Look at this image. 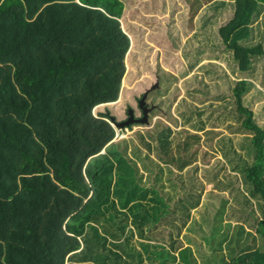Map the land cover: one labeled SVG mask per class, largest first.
Wrapping results in <instances>:
<instances>
[{
    "label": "trees",
    "instance_id": "1",
    "mask_svg": "<svg viewBox=\"0 0 264 264\" xmlns=\"http://www.w3.org/2000/svg\"><path fill=\"white\" fill-rule=\"evenodd\" d=\"M148 1L143 11L154 24L148 35L131 25L133 43L118 28L128 8L122 0H25L27 8L23 0H8L2 7L12 13V24L0 27V41L8 37L0 42V57L19 63L36 55L49 66L37 64L28 78L41 82L49 122L55 115L92 117L96 106L114 99L109 92L122 85L127 52L130 75L121 101H127L126 91L141 95L128 101L127 118L131 102L139 105L145 93L138 95L139 84H154L130 78L134 65L146 62L159 82L146 99L148 107L154 106L149 123L161 114L182 128L155 124L154 132H136L137 141L114 142L117 132H109L89 155L86 144L84 173L75 163L79 153L69 167L65 161L61 172L66 188L85 199L83 204L77 210L56 204L45 213L37 208L28 230L34 245L24 233L1 240L9 264H65L68 254V264H264V130L243 99L253 83L264 91V0ZM159 10L168 12L160 22ZM105 107L108 111L98 118L116 121L117 111ZM204 134L216 140L210 147L218 144L224 156L218 172L205 181L219 180L218 192L229 190L242 205L208 203L199 219L194 214L202 206L205 183L196 179L200 170L190 173L197 156L188 153ZM25 139L27 148L39 147L32 136ZM26 157L34 170H41L35 158ZM228 169L239 175L241 186L236 178L220 177ZM52 197L54 205L58 196ZM227 205L232 213H225ZM235 211L242 224L228 239L232 224L225 221L234 219ZM250 230L261 236L260 245Z\"/></svg>",
    "mask_w": 264,
    "mask_h": 264
},
{
    "label": "rangeland",
    "instance_id": "2",
    "mask_svg": "<svg viewBox=\"0 0 264 264\" xmlns=\"http://www.w3.org/2000/svg\"><path fill=\"white\" fill-rule=\"evenodd\" d=\"M122 1L126 4V6H128V8L124 12L123 17L118 20V28H120L123 34L128 35L133 43V38L128 34V28H130L131 25L139 27L138 30H145L147 35L150 32L149 25L153 22L148 19L151 15L144 12L143 8H145L147 4L150 5L149 2L151 1ZM7 2L8 0H0L1 28H6L12 24L11 19L8 21V18L12 16V13H9L4 9L2 10V7H4ZM23 6L27 8L25 0H23ZM40 13L41 11L34 18L37 19ZM167 13L168 12H165L164 14L163 12L160 14L159 10V12L155 14V16L159 19L158 22L164 19L166 15L168 16ZM5 39H8V37L2 38L0 42ZM148 40L150 41L151 39L149 38ZM2 49L3 48L0 46V50ZM24 49L26 50V48ZM128 55L129 53L127 52L123 54V59L126 64V72L124 73L125 76L129 72ZM155 55L156 53H154V56ZM4 59V56L0 57V240H15L17 235L19 236L21 233H24L28 237V243L30 245H34L32 239L29 238L28 230L31 228L30 224H32L36 214L39 213H36L37 208L40 209V212L42 211V213H45L54 209L56 204H58L57 206L61 208L64 207V209H69L73 206L75 210L83 204V200L85 199L73 195L72 191L66 188L61 172L65 161L68 160L69 167L70 162L73 163L72 156L74 157V154L76 155L79 153L80 155L77 156L79 160L76 159L75 163L82 164L81 170L84 173L85 163L83 165V161L86 157L83 161H81L83 157L81 153L85 150L86 144L88 145L86 151L88 154L90 150H93L92 147L102 136L103 138L104 136H109V132L112 133V135L110 134L111 136L117 132L113 141L118 142L129 139L137 141L135 136L136 132H143L144 134L149 131L154 132L156 130V128L153 129L155 124L163 123L165 126L168 125L175 131L182 129L175 127L170 121H168L169 119L167 117L159 114L153 118L151 124H134L119 130L116 129L114 125H108L112 124L111 120H102L101 118H98L100 113H106L108 111L104 105L98 106L99 108L96 106L94 110H92L93 118L76 115L65 120V116L55 115V121L49 122V115L48 118H46L44 112V105L46 101L41 93V82H30L28 79L35 75L36 72L34 70L37 64L42 65L43 67L48 66L44 63L43 57L33 55L30 60H23L19 63L7 62ZM33 60L36 61L31 62ZM162 61V57H160L159 63H162ZM140 70L143 71L141 75L139 74L141 72ZM105 72H107V70H105ZM124 75L122 76V82H125ZM129 75L130 74L127 76ZM156 75V70L151 69V67L144 62V64L136 63L134 65V72L131 74L130 78H132V80L135 78L134 83L143 82L142 80H148L150 84H155ZM117 76L118 75L116 74L114 75L113 81H116ZM98 79L100 81H104L101 76H98ZM139 87L141 88L138 91V95L149 89L145 86V84H139ZM126 93L125 98H127V101L122 100L119 102L117 109L115 108V104L108 105L113 112L115 110L117 111V122L127 119L126 109L128 101H132L135 98L137 100V98L141 96L137 95L138 97H135V95H132L131 92L128 93L126 91ZM243 99L244 105L252 110L255 121L264 130V91H262L260 85L253 83V85L249 88L247 95H245ZM131 106L133 107V110L137 111L135 117L139 118L141 116V112L138 105L131 102ZM172 112H174V107ZM51 126H57V131ZM93 127L99 131V136H96V132ZM158 130H160V128ZM30 135L32 138H35L39 147L34 145H31L30 148L26 147L27 141L25 137L31 138ZM234 138L236 142L239 141L236 139L237 136H234ZM76 142L82 146L77 147ZM213 142H216V140ZM213 142L208 140L207 136L204 134L201 142L191 148L188 153L189 155L196 153L197 156V159H194L192 164L194 167L190 169L192 170L190 173L193 172L194 168H197L200 172L198 173L196 179L205 183H203L204 186L201 187L203 190L202 206L199 207L194 214V216L199 219L201 214L199 212L204 213L206 210L204 209V205L208 203H214L215 206L219 207L221 200H228L227 202H229V205L231 204L232 207L234 205L237 209H239L242 205L241 202L235 201L231 198L229 190L223 194L219 193L220 191L216 189V186H214L219 184V180H215L210 183L205 181V177L211 181L213 175L219 170L218 164H222L224 161V156L219 151L221 147L218 144L214 145V149L210 147ZM26 156L35 158L41 167V170H34ZM249 164H252V160ZM6 168H13V170L9 172ZM8 174L10 177L7 176ZM220 177L228 180V182L233 181L236 178L237 185L241 186L239 175L233 173L230 169H228L225 173L223 172V176L221 175ZM33 191H35V194H32ZM210 194L213 195L211 196ZM52 195L58 196L54 205H52ZM229 205L226 206V214H228V212L232 213V210H234L231 209ZM209 210L213 211V208L210 207ZM47 215H49V213ZM239 216L240 213H236L234 219L225 221L232 224L229 229L228 239L231 234L238 231L239 227L237 226L242 224L236 222ZM22 218L24 219V223H22ZM18 225L22 228L17 227ZM224 226L227 227V225ZM250 231L254 234L255 245H260L262 242L261 236L256 234L255 230ZM160 232H162V229H160ZM224 251L226 256H229L227 251ZM196 256L197 263L201 262L200 257L198 255ZM4 261L5 260L2 259V256L0 255V264ZM185 264H188V260L185 261ZM192 264H194V262Z\"/></svg>",
    "mask_w": 264,
    "mask_h": 264
},
{
    "label": "water",
    "instance_id": "3",
    "mask_svg": "<svg viewBox=\"0 0 264 264\" xmlns=\"http://www.w3.org/2000/svg\"><path fill=\"white\" fill-rule=\"evenodd\" d=\"M158 87H159V82L157 80L154 85H152L148 90H146V92L144 93V95L140 99L138 108L142 112L141 117L136 118L133 109H129L128 118L126 120H124V121L116 122L114 120V118L112 117L111 121H112L113 125L115 126V128L121 130V129L129 127L130 125H134V124H137V125L138 124H140V125H148L149 124V114L154 109V106L148 107L146 105V99L148 97V94L151 91L157 89Z\"/></svg>",
    "mask_w": 264,
    "mask_h": 264
},
{
    "label": "crops",
    "instance_id": "4",
    "mask_svg": "<svg viewBox=\"0 0 264 264\" xmlns=\"http://www.w3.org/2000/svg\"><path fill=\"white\" fill-rule=\"evenodd\" d=\"M129 37V36H128ZM130 38V37H129ZM130 41H131V39H130ZM129 52V51H128ZM125 76V75H124ZM124 80V79H123ZM250 82H252V81H250ZM124 87H125V82H122V85H121V87H120V89L118 88V89H116L115 90V93L113 94L112 93V89L110 90V98H114V99H112V100H108V101H105L104 103H102L100 106H102V105H104V106H107V105H111V104H116V103H118V102H120L121 101V99H122V96H123V89H124ZM113 94V95H112ZM104 150V149H103ZM105 151H103V153H104ZM86 164V163H85ZM85 167V166H84ZM65 225V224H64ZM0 242H1V240H0ZM5 251V249H0V254H1V256H2V259H4L5 261L4 262H2V264H9V262L7 261V254H6V252H4ZM4 252V253H3ZM68 257H69V254L66 256V259H65V264H68V262H67V259H68Z\"/></svg>",
    "mask_w": 264,
    "mask_h": 264
},
{
    "label": "clouds",
    "instance_id": "5",
    "mask_svg": "<svg viewBox=\"0 0 264 264\" xmlns=\"http://www.w3.org/2000/svg\"><path fill=\"white\" fill-rule=\"evenodd\" d=\"M112 123V122H111ZM113 124V123H112Z\"/></svg>",
    "mask_w": 264,
    "mask_h": 264
},
{
    "label": "flooded vegetation",
    "instance_id": "6",
    "mask_svg": "<svg viewBox=\"0 0 264 264\" xmlns=\"http://www.w3.org/2000/svg\"><path fill=\"white\" fill-rule=\"evenodd\" d=\"M141 114H142V112H141Z\"/></svg>",
    "mask_w": 264,
    "mask_h": 264
},
{
    "label": "bare ground",
    "instance_id": "7",
    "mask_svg": "<svg viewBox=\"0 0 264 264\" xmlns=\"http://www.w3.org/2000/svg\"><path fill=\"white\" fill-rule=\"evenodd\" d=\"M113 125V124H112Z\"/></svg>",
    "mask_w": 264,
    "mask_h": 264
}]
</instances>
